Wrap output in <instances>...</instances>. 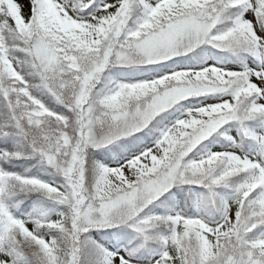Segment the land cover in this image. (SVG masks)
<instances>
[{"label":"snow or ice","instance_id":"1","mask_svg":"<svg viewBox=\"0 0 264 264\" xmlns=\"http://www.w3.org/2000/svg\"><path fill=\"white\" fill-rule=\"evenodd\" d=\"M0 264H264V0H0Z\"/></svg>","mask_w":264,"mask_h":264}]
</instances>
